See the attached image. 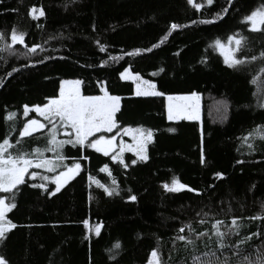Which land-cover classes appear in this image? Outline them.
Returning <instances> with one entry per match:
<instances>
[{
    "label": "trees",
    "instance_id": "trees-1",
    "mask_svg": "<svg viewBox=\"0 0 264 264\" xmlns=\"http://www.w3.org/2000/svg\"><path fill=\"white\" fill-rule=\"evenodd\" d=\"M257 11L264 0H0V160L53 168L1 193L2 264H148L155 251L160 264H264ZM233 38L230 65L218 45ZM126 69L158 95L201 96L202 140L196 126L136 96ZM63 79L120 98L112 153L82 141L61 114L68 134L52 122L23 135L22 104L51 96ZM185 137L187 149L176 147ZM122 140L134 148L144 140L142 153H121Z\"/></svg>",
    "mask_w": 264,
    "mask_h": 264
},
{
    "label": "rangeland",
    "instance_id": "rangeland-1",
    "mask_svg": "<svg viewBox=\"0 0 264 264\" xmlns=\"http://www.w3.org/2000/svg\"><path fill=\"white\" fill-rule=\"evenodd\" d=\"M252 23L251 27L253 30H260L263 22H264V11H257L252 15ZM240 39L233 38L228 40L225 43H220L218 45L219 52L223 55L228 64H234L235 62V53L239 47ZM122 79L125 81H132L137 87V91L139 95L147 96V99L155 100L160 105L164 114L167 115V118L173 121L182 123L191 124L192 126H196L199 136V141L202 140L201 135V124H202V109H201V96H178V97H169V96H161L158 95L155 91V87L152 83L141 79L138 75L133 74L129 69H126L122 74ZM64 80V79H63ZM27 82V80L21 81L20 85H23ZM73 85H64V89H67L68 93L77 94L78 97L75 101L77 104V108H71V111H74L70 115V119L65 116L64 118L67 122L72 126H78V133L80 128V134L82 136V141H94L98 140L99 137L105 138V134H102V131H108V129H112V118H106L110 116V112L113 113L111 108H104L105 105H108L112 102V100H105L104 98L109 97L107 92L103 87L99 85H94L93 87L82 85L80 81L72 80ZM56 87L55 92L51 96H58L59 90L63 85L54 84ZM18 86L16 85L12 88L8 96V104L17 103L18 96ZM48 85H44L41 87V90L47 88ZM92 88V89H90ZM61 89V90H62ZM38 96H34L35 93L31 94L30 98L26 100L24 104H22V119H26V123L23 129V135H30L34 133V131H38L41 128H47L51 125L52 122H55L53 127L58 128V130L62 129V132L67 133L68 131L65 127L67 125L63 124L62 119L58 117V115L65 110V105L60 107L58 98L57 99H49L36 93ZM49 95V94H48ZM75 96V97H76ZM84 96V97H83ZM101 96H105L101 98ZM50 97V96H49ZM81 97V98H80ZM11 103V104H12ZM15 106V105H14ZM31 113L36 114L37 117H32L28 120V117ZM111 113V114H112ZM115 121V119H114ZM115 123V122H114ZM111 125V126H110ZM116 125V123H115ZM42 128V129H43ZM96 132V135H91L92 132ZM133 133L131 131L126 132L127 136H131ZM91 136H96V138H90ZM142 137V136H141ZM139 137V139L141 138ZM122 138V137H121ZM144 141V140H142ZM142 141L134 148L133 145L121 141V153H125L126 151H134L135 153H142V148H144ZM173 143V142H172ZM172 143H167L165 147H170ZM93 146L96 149L101 151L108 152L110 146L103 145L100 143H95ZM176 147L186 148L188 147V139L185 137L183 142H178ZM5 146L0 147V152H3V148ZM161 147H164L163 145ZM155 150H150V156L154 155ZM146 152V150H145ZM111 153V152H110ZM59 165V164H58ZM50 171L53 168H49ZM41 170L48 171V168L45 166H37L36 162L27 163V162H13L10 160H0V196L2 192H6L14 189L21 183L25 181V179L29 180H40L42 177H45V174L41 172ZM76 169H72L71 172H74ZM71 172H69L71 174ZM68 174H61L59 178L62 176L64 179L62 182H66L69 178ZM44 180V179H43ZM55 181V180H54ZM56 181L58 183V176H56ZM7 206L3 200L0 199V237L5 233V231L9 228L7 220L5 218ZM3 262L0 259V264ZM148 264H160V258L158 253L155 251L152 253L150 257V261Z\"/></svg>",
    "mask_w": 264,
    "mask_h": 264
},
{
    "label": "crops",
    "instance_id": "crops-1",
    "mask_svg": "<svg viewBox=\"0 0 264 264\" xmlns=\"http://www.w3.org/2000/svg\"><path fill=\"white\" fill-rule=\"evenodd\" d=\"M72 80L71 79H64V80H58V85H63V89L62 87L60 88L59 90V93H58V96H50V97H47L49 99H57L58 98V102L60 105V107L64 106L65 105V110L64 112H62V116L65 117V116H68L67 118L70 119V115L71 113H73L74 111H71L70 109L71 108H74L76 109L77 108V104L75 103V101H77L76 99L78 98L76 95L77 94H73V93H68V90L67 89H64V85H73L72 83ZM93 87V86H92ZM62 89V90H61ZM92 89V88H90ZM135 95L136 96H142L144 98H147V96H144V95H139L138 94V91H137V87L135 86ZM76 96V97H75ZM84 97V96H83ZM105 96H101V98H103ZM81 98V97H80ZM105 100H112L111 103H109L108 105H105L104 108H111L113 110V113L110 112V116L106 118L110 119V117L112 118V129H108V131H102V134H105V138H101L99 137L98 140H94V141H91L92 144H95V143H100V144H103V145H107V146H110V149L108 152H105L104 153H112L116 147H117V143H118V135L113 133L116 129V125H115V114L117 112V110L119 109V106H120V98L119 97H112V96H109V97H106L104 98ZM112 113V114H111ZM166 115V114H165ZM167 116V115H166ZM173 121V120H171ZM174 122H177V121H174ZM179 123V122H178ZM111 126V125H110ZM41 129L43 127H40ZM40 129V130H41ZM38 130V131H40ZM201 131H202V124H201ZM37 132V131H36ZM35 133V131H34ZM33 134V133H32ZM96 135L97 136V133L94 131L92 132L91 135ZM90 135V138H96V136H91ZM99 150V149H98ZM101 151V150H100ZM103 152V151H102ZM200 155H201V162H203L204 158H203V150H202V146L200 148ZM76 170H74V172L72 173H75Z\"/></svg>",
    "mask_w": 264,
    "mask_h": 264
},
{
    "label": "water",
    "instance_id": "water-1",
    "mask_svg": "<svg viewBox=\"0 0 264 264\" xmlns=\"http://www.w3.org/2000/svg\"><path fill=\"white\" fill-rule=\"evenodd\" d=\"M187 190H191V192H195L193 189H191L190 187H187Z\"/></svg>",
    "mask_w": 264,
    "mask_h": 264
}]
</instances>
